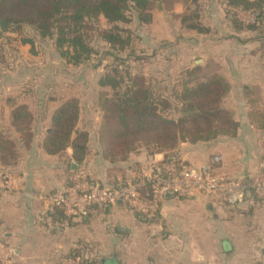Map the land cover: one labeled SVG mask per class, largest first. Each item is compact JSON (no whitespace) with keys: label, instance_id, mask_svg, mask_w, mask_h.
<instances>
[{"label":"crops","instance_id":"0c3cea01","mask_svg":"<svg viewBox=\"0 0 264 264\" xmlns=\"http://www.w3.org/2000/svg\"><path fill=\"white\" fill-rule=\"evenodd\" d=\"M228 30L224 35L201 36L203 66H199L205 68L215 61L217 74L230 85L223 106L239 124L236 137L198 145L185 143L178 153L182 162L198 167L220 156L222 162L216 170L220 176L251 185L259 178V163L264 159V31ZM194 63L191 68L197 67ZM5 90H0V114L8 115V127L13 129L11 112L15 107L26 105L31 112L36 110L17 104V98L26 94L10 97ZM27 96L33 103L37 97L47 103L48 113L38 129L40 134L42 129L49 132L52 115L62 100H68L66 94H61V99L38 91ZM49 96L55 100L48 101ZM71 98L78 99L76 95ZM10 99L16 103L10 105ZM53 104L57 106L53 108ZM97 111L100 122L85 119L83 110L80 115L77 128L90 133L88 155L82 165L72 159L71 149L63 156L46 154L41 147L44 133L38 135L19 166L5 172L4 183L0 182V256L5 264H74L69 258L72 253L79 252L82 257L96 254L99 243L111 249L122 245V264H264V205L246 204L244 209H251L240 214L205 196L179 200L170 195L161 203L156 226L148 227L146 218L123 203L95 209L68 226L61 223L47 197L67 189L79 171L97 184L111 186L146 173L164 159L142 151L126 161L111 163L99 136L102 115ZM0 118L3 120V115ZM104 254V261L120 264L117 254Z\"/></svg>","mask_w":264,"mask_h":264},{"label":"trees","instance_id":"16d2710c","mask_svg":"<svg viewBox=\"0 0 264 264\" xmlns=\"http://www.w3.org/2000/svg\"><path fill=\"white\" fill-rule=\"evenodd\" d=\"M164 2L165 0H0V21L6 23V28L0 30V37L5 38L4 34L11 32L20 34L23 37L21 44L30 45L33 51L37 42L51 41L66 65L80 67L90 63L92 56L97 54L89 42L88 30L90 25L103 18L112 28L103 30L100 39L111 51L108 53L115 55L118 60L117 55L128 51L131 42L130 36L123 38V30L119 28V24L132 21L128 12L135 16L140 27L149 26L153 11ZM227 3L234 9L254 13L256 16L255 22L245 24L233 14L231 22L236 31H264V0H227ZM195 4V9L180 18L181 26L200 36L212 34L211 28L202 21V6L197 2ZM26 28L33 35L26 36ZM2 51L0 43V60L4 61L5 54ZM202 70L201 66L184 69L168 95L160 94L158 88L147 84L141 75L132 77L129 72L131 83L128 84L116 69L115 74L105 73L99 85L103 88L110 87L114 91L112 94L108 91L99 92L94 99V107L102 115L99 136L109 161H126L131 154L143 151L148 156L162 155L164 159L161 163L187 165L179 157L180 145H198L236 137L239 124L234 120L232 112L223 106L230 92V85L216 73L201 76ZM54 100L53 97L48 99L51 102ZM37 101L39 107L44 109L41 118L26 105H18L12 110L11 126L19 137L15 139L11 135L0 134V169L19 166L16 152L18 146L25 148V151L33 148L40 134L38 125L47 112V103L43 105V98L37 97ZM8 103L14 105L16 102L10 99ZM81 112L76 98L61 101L52 115L50 131L45 132L41 145L46 154L63 156L71 149L72 159L79 165L84 163L88 155L90 133L86 129L77 128ZM142 176L143 173H140L130 181L136 183ZM127 182L128 180L122 179L111 186ZM249 193L248 198L251 199L246 204L264 205L263 201L252 198ZM245 205L230 210L246 214L251 208L244 209ZM55 209L56 216L63 223V210L57 206ZM95 209L103 210L97 207L92 210ZM160 210L153 217L135 214L147 221L158 220ZM69 258L74 264L111 263L110 260L103 259L87 261L79 252L72 253Z\"/></svg>","mask_w":264,"mask_h":264},{"label":"rangeland","instance_id":"374dc122","mask_svg":"<svg viewBox=\"0 0 264 264\" xmlns=\"http://www.w3.org/2000/svg\"><path fill=\"white\" fill-rule=\"evenodd\" d=\"M195 2L202 6V21L213 31L211 35H224L229 31L228 28H233L231 22L233 14L245 24L256 21L254 13L234 9L228 6L227 0H165L153 11V19L149 26L140 27L134 19L135 16L128 12L132 21L128 24H119V28L123 30L121 33L123 38L130 36L131 42L128 51L117 55L118 60L115 59V55L108 53L111 51L100 39L102 31L109 30L112 26L103 18L90 25L89 42L97 54L92 56L90 63L80 67L66 65L51 41L37 42L33 51L30 45L21 44L23 37L20 34L5 33V38L0 37L3 49L1 53L5 54V60H0V90L6 89V96L10 97L26 94L24 97L17 98V104H28L36 110V116L40 118L42 114L44 115V109L39 107V101L33 103L27 98L31 92H48L50 96L54 94L56 98H60L61 94H66L65 99L76 95L85 119H92L93 122L101 121L97 109L93 106L97 92L103 90L99 85V80L107 72L115 74V69L119 71L125 83H131L128 77L129 72L132 77L141 75L147 84H152V87L156 86L160 94L168 95L177 83L180 73L188 67L191 68L193 61H202L201 36L198 37L195 33L186 31L180 24V18L196 8ZM26 29V36L33 35L30 29ZM8 38L11 40H7ZM218 72L216 62L210 61L200 74L209 76ZM106 90L110 91V94L114 91L110 87ZM42 103L45 105V101ZM54 106L56 107L57 104H53L52 107ZM46 107L48 108L47 105ZM2 115L4 119L0 118L1 132L11 135L12 138H18L19 135L8 127V115L3 113L0 117ZM43 120L44 118L41 121ZM44 133L42 129L40 135ZM29 151L18 146L16 148L18 161L22 162L26 152ZM10 168L0 169V182L4 183L5 172ZM159 222L160 220H154V222L145 223H148V227H152L154 224V226L159 225ZM106 245L99 243L95 247L99 252L94 249L97 255L87 253L83 254V258L87 261H97L106 255L104 254L106 252L109 255L115 253L120 257V264H122L121 262L124 261L123 246L117 245L111 249Z\"/></svg>","mask_w":264,"mask_h":264},{"label":"built area","instance_id":"2783aa9c","mask_svg":"<svg viewBox=\"0 0 264 264\" xmlns=\"http://www.w3.org/2000/svg\"><path fill=\"white\" fill-rule=\"evenodd\" d=\"M220 156H214L202 166L156 163L143 174L138 182L128 181L124 185L100 186L79 171L70 187L47 198L54 206L61 207L64 225L86 217L94 208L115 206L123 203L136 214L153 217L167 196L194 198L205 196L219 206L228 209L240 208L251 198L264 202V160L259 163V178L251 185L234 178L220 176L216 170L221 164ZM0 264L5 260L0 256Z\"/></svg>","mask_w":264,"mask_h":264},{"label":"water","instance_id":"95a60500","mask_svg":"<svg viewBox=\"0 0 264 264\" xmlns=\"http://www.w3.org/2000/svg\"><path fill=\"white\" fill-rule=\"evenodd\" d=\"M0 24H1V28H6V23L4 21L1 20ZM201 63H202V61L200 60V61L195 62L194 65L199 66ZM72 166L77 167V165L75 163H73ZM118 203H121V202H118ZM107 208H109V207H107ZM261 251L264 253V245H263Z\"/></svg>","mask_w":264,"mask_h":264}]
</instances>
